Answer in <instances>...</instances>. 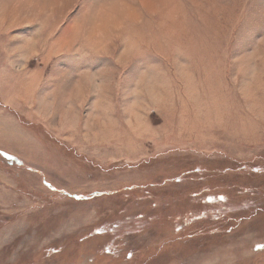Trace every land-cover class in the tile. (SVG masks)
<instances>
[{
	"label": "rangeland",
	"instance_id": "rangeland-1",
	"mask_svg": "<svg viewBox=\"0 0 264 264\" xmlns=\"http://www.w3.org/2000/svg\"><path fill=\"white\" fill-rule=\"evenodd\" d=\"M0 0V264H264V0Z\"/></svg>",
	"mask_w": 264,
	"mask_h": 264
},
{
	"label": "clouds",
	"instance_id": "clouds-1",
	"mask_svg": "<svg viewBox=\"0 0 264 264\" xmlns=\"http://www.w3.org/2000/svg\"><path fill=\"white\" fill-rule=\"evenodd\" d=\"M133 18L127 0H88L72 24L70 51L82 58L109 56L118 41L131 43L126 29Z\"/></svg>",
	"mask_w": 264,
	"mask_h": 264
},
{
	"label": "crops",
	"instance_id": "crops-1",
	"mask_svg": "<svg viewBox=\"0 0 264 264\" xmlns=\"http://www.w3.org/2000/svg\"><path fill=\"white\" fill-rule=\"evenodd\" d=\"M1 129H2V126L0 125V131H1Z\"/></svg>",
	"mask_w": 264,
	"mask_h": 264
}]
</instances>
